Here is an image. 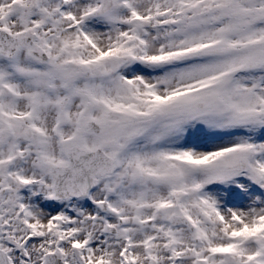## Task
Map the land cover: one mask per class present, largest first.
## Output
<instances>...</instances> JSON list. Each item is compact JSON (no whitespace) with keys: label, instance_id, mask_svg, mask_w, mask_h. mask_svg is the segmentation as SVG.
<instances>
[{"label":"snow or ice","instance_id":"1","mask_svg":"<svg viewBox=\"0 0 264 264\" xmlns=\"http://www.w3.org/2000/svg\"><path fill=\"white\" fill-rule=\"evenodd\" d=\"M0 264H264V0H0Z\"/></svg>","mask_w":264,"mask_h":264}]
</instances>
